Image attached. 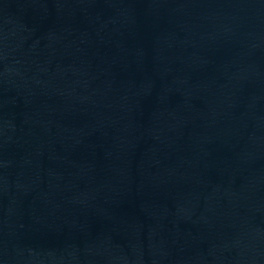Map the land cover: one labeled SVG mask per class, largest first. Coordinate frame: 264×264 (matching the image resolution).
Returning <instances> with one entry per match:
<instances>
[{
    "label": "water",
    "instance_id": "obj_1",
    "mask_svg": "<svg viewBox=\"0 0 264 264\" xmlns=\"http://www.w3.org/2000/svg\"><path fill=\"white\" fill-rule=\"evenodd\" d=\"M0 264H264V0H0Z\"/></svg>",
    "mask_w": 264,
    "mask_h": 264
}]
</instances>
